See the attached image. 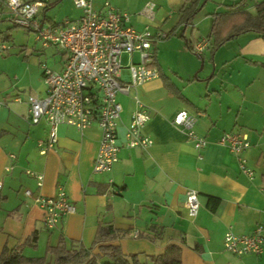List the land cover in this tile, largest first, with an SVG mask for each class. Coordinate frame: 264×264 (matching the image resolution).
<instances>
[{"label":"crops","instance_id":"obj_1","mask_svg":"<svg viewBox=\"0 0 264 264\" xmlns=\"http://www.w3.org/2000/svg\"><path fill=\"white\" fill-rule=\"evenodd\" d=\"M52 1L59 0H49L40 18H45ZM110 1L114 7L129 12L135 29L148 25L168 34L173 30L170 36L179 32L185 48L186 41L192 45L209 34L210 26L206 36H194L191 24V37L185 36L205 0H199L198 11L186 24L179 19L180 8L188 0ZM148 1L154 3L152 18L142 13ZM101 3L102 0H93L96 8ZM211 13H207L210 25ZM3 19L11 22L7 11L0 16ZM250 42L261 50H247L246 46L245 50L230 51L221 60L219 68L228 67V78L216 82L213 73L204 84L198 75L187 79V83L195 84L193 93H185L164 72L155 43L159 76L137 86L129 95H117L121 105L116 127L118 159L106 172H94L92 168L100 139L96 123L83 132L67 124L59 125L56 143L41 153L37 141L47 138L48 125L45 120L37 124L27 120V96L45 94L41 66L26 54L22 58L16 55L21 58L20 67L13 71L0 66V252L5 245L35 257L45 255L48 245L59 243L88 248L98 226L111 224L119 230L112 243L124 254L157 255L169 245H176L181 264H264V250L260 254L235 255L226 251L222 242L226 231L249 234L256 224L264 222V40L256 33ZM206 48H210L209 40ZM204 49L196 54L201 60ZM58 51L60 56L54 63L57 68L51 67L55 71L61 70L64 57V52ZM216 51L209 50L211 56ZM234 60L240 62L233 64ZM16 96L21 100L15 101ZM134 97L149 114L142 130L153 141L146 149L127 148L124 144L125 129L136 107ZM179 110L201 113L193 127L207 140L200 152L180 128L171 124L170 119ZM236 130L244 133L249 142L243 155L253 171L251 178L240 171L227 146L219 143L224 132ZM11 153L14 159L9 157ZM8 165L11 170L5 169ZM25 169L43 174L42 185L37 186ZM60 186L65 188L75 212L64 215L55 228L47 229L43 209L23 192L29 189L48 196ZM189 188L198 192L200 205L195 217L188 216L185 207ZM210 198L219 201L215 209L209 205ZM33 233L37 235L36 242L23 245ZM93 251L103 259L97 247ZM47 260L52 262V256L48 254Z\"/></svg>","mask_w":264,"mask_h":264},{"label":"built area","instance_id":"obj_2","mask_svg":"<svg viewBox=\"0 0 264 264\" xmlns=\"http://www.w3.org/2000/svg\"><path fill=\"white\" fill-rule=\"evenodd\" d=\"M3 3L13 25L34 30L36 39L41 40L42 45H53L64 52L60 71L52 70L44 63L41 65L45 94L42 97L27 96L28 122L37 124L45 120L48 125L47 138L37 141L39 151L44 153L54 146L57 127L61 124L83 132L96 123L100 129V139L92 168L94 172L110 171L119 151L116 127L121 105L117 95H129L137 86L159 76L155 53L150 50L158 40L167 38L168 33L160 29L152 30L148 25L142 30L135 29L130 23L129 12L114 7L110 0H102L100 8L94 7L93 0H73L81 14L77 18L59 22L40 18L49 0H3ZM153 9L154 3L148 1L142 13L152 18ZM207 43V38L196 41L192 44L193 52L200 54ZM6 49L0 38V52ZM135 52L140 53L138 61L132 58ZM123 54L129 56L127 78L122 75ZM134 98L136 107L125 129L124 144L127 148L146 149L153 141L142 130L149 114L144 105ZM14 100L20 101L21 97L16 96ZM2 104L0 102V106ZM200 114L179 110L170 119L171 124L185 133L198 152L207 144L205 137L197 134L193 128ZM219 143L227 146L235 155L240 171L251 178L253 171L243 155L249 146L246 135L238 130L224 132ZM9 157L14 159L15 155L11 153ZM198 158H201V154H198ZM11 168L8 165L5 169ZM24 172L36 180L37 186L42 185L43 174L31 169ZM23 193L43 209L47 229L55 228L64 215L75 212L62 186L57 188L55 194L48 196L34 194L29 189ZM185 197L187 214L195 217L200 205L197 190L187 189ZM222 242L224 249L235 255L260 254L264 250V222L256 224L249 234L226 231Z\"/></svg>","mask_w":264,"mask_h":264},{"label":"rangeland","instance_id":"obj_3","mask_svg":"<svg viewBox=\"0 0 264 264\" xmlns=\"http://www.w3.org/2000/svg\"><path fill=\"white\" fill-rule=\"evenodd\" d=\"M205 1L204 6L195 14L192 20L193 22H190V25L186 28L185 36L187 38L191 37L189 33L191 24L194 26V36L199 34L206 36L210 26V19L207 13L223 11L226 9V4L228 3L227 0ZM259 1L262 0H244L242 7L249 11H254V5ZM6 11L7 8L0 1V16ZM80 14L81 10L73 4V0H59L58 2L52 1L48 9L45 10V19L50 22H59L65 19L77 18ZM164 28H166V25L163 29ZM178 34L160 39L156 42L157 58L163 67L164 72L172 79L176 80L185 93H193V91H196L195 84L187 83L186 81L196 75L203 77V84L206 80H209L208 78L213 75V73L214 76L216 75V82H220L221 78H224L225 76L228 78V67H224L227 70L226 73H224V68L220 69L219 67L222 65L220 63L221 60L224 59V57H227V55L231 53L230 51L245 50L246 46H248L247 50H261L254 47L255 45L250 42L252 38L256 36V33L254 31H248L240 33L224 44L218 46L215 49L217 51L214 53L215 55L213 54L214 56H211L209 52V50H211L210 48L204 49L205 52L203 59L201 60L197 57L195 52L189 51L183 46L182 40ZM0 38L7 46L5 51L0 52V66L6 71H13L16 68H19V59L25 54L36 58L38 66H41L44 63L52 70H55L54 68H51L53 66L57 68L54 63L59 59L60 51L58 50L60 49H57L53 45H42V41L36 39V33L34 30L13 25L8 20L3 19L0 20ZM33 50H39V52ZM150 51H154L156 55L155 46H153ZM16 55H19L21 58L16 57ZM133 57L135 61H138L140 59V53L135 52ZM6 59L7 61H4ZM128 59L129 56L127 54L122 55V74L124 77H127L128 75L127 68H125L129 62ZM262 59H264V57H262ZM237 62L239 63L240 60H234L233 64H237ZM175 71L182 76L183 80L179 78ZM232 72L234 71H231V73ZM231 75L232 77L236 76V74Z\"/></svg>","mask_w":264,"mask_h":264},{"label":"trees","instance_id":"obj_4","mask_svg":"<svg viewBox=\"0 0 264 264\" xmlns=\"http://www.w3.org/2000/svg\"><path fill=\"white\" fill-rule=\"evenodd\" d=\"M3 2V0H2ZM199 0H188L180 8L181 23H188L192 16L198 11ZM244 0H228L226 9L211 13V25L209 34V47L215 50L229 39L240 33L254 31L264 40V0L254 5V11L242 7ZM4 4V3H3ZM173 32L170 31L168 37ZM186 48L193 52L192 45L186 41ZM219 201L209 199V205L215 209ZM119 230L111 224H100L96 230L92 246L67 247L64 243L55 246L48 245L43 256H26L20 249L9 248L6 245L0 252V264H181L179 248L169 245L161 254L144 255L139 253L124 254L120 247L112 241L118 237ZM36 233H33L29 241L35 243ZM97 247L101 258L93 249ZM52 256V262L47 260V255Z\"/></svg>","mask_w":264,"mask_h":264},{"label":"water","instance_id":"obj_5","mask_svg":"<svg viewBox=\"0 0 264 264\" xmlns=\"http://www.w3.org/2000/svg\"><path fill=\"white\" fill-rule=\"evenodd\" d=\"M41 25H42V22H41Z\"/></svg>","mask_w":264,"mask_h":264}]
</instances>
